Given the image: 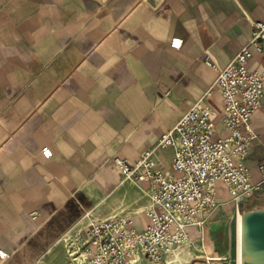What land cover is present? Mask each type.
Wrapping results in <instances>:
<instances>
[{"label": "crops", "instance_id": "obj_1", "mask_svg": "<svg viewBox=\"0 0 264 264\" xmlns=\"http://www.w3.org/2000/svg\"><path fill=\"white\" fill-rule=\"evenodd\" d=\"M255 22H264V0H0V264H76L65 236L92 220L127 215L145 229L149 185L125 182L115 158L156 146ZM251 66L263 69L264 55ZM206 101L223 131L219 90ZM253 125L248 165L259 181L264 104ZM173 155L157 151L166 168ZM218 190L222 205L189 229L171 264H234V204L223 182Z\"/></svg>", "mask_w": 264, "mask_h": 264}, {"label": "built area", "instance_id": "obj_2", "mask_svg": "<svg viewBox=\"0 0 264 264\" xmlns=\"http://www.w3.org/2000/svg\"><path fill=\"white\" fill-rule=\"evenodd\" d=\"M182 38L171 46L181 48ZM257 53L264 55V22H255L252 39L219 71L208 93L197 100L177 124L164 132L156 146L139 158L116 157L125 182L149 185V224L143 230L127 215L92 220L74 236H65L68 254L76 264H171L180 248L190 244L191 227H204L222 205L218 183L223 182L240 213L247 200L264 190V160L260 180L248 165L258 137L254 117L264 104V68H252ZM218 89L224 109L222 130L217 113L206 99ZM173 149L171 166L157 157L160 149ZM44 157L54 151L46 146ZM6 257V253L0 251Z\"/></svg>", "mask_w": 264, "mask_h": 264}, {"label": "water", "instance_id": "obj_3", "mask_svg": "<svg viewBox=\"0 0 264 264\" xmlns=\"http://www.w3.org/2000/svg\"><path fill=\"white\" fill-rule=\"evenodd\" d=\"M242 264H264V208L242 214Z\"/></svg>", "mask_w": 264, "mask_h": 264}, {"label": "rangeland", "instance_id": "obj_4", "mask_svg": "<svg viewBox=\"0 0 264 264\" xmlns=\"http://www.w3.org/2000/svg\"><path fill=\"white\" fill-rule=\"evenodd\" d=\"M255 208H264V190L259 192L258 194H256L251 199L247 200L244 204H242L240 207V213L237 212V209L235 206L233 207V210H234V212H233V215H234L233 226L235 227V225H236V231H237V219H238L239 215L240 214L242 215L245 211L253 210ZM233 263L239 264L237 257L234 259Z\"/></svg>", "mask_w": 264, "mask_h": 264}, {"label": "bare ground", "instance_id": "obj_5", "mask_svg": "<svg viewBox=\"0 0 264 264\" xmlns=\"http://www.w3.org/2000/svg\"><path fill=\"white\" fill-rule=\"evenodd\" d=\"M242 235H243L242 215L240 214L237 219V258L239 264H242V256H243Z\"/></svg>", "mask_w": 264, "mask_h": 264}, {"label": "snow or ice", "instance_id": "obj_6", "mask_svg": "<svg viewBox=\"0 0 264 264\" xmlns=\"http://www.w3.org/2000/svg\"><path fill=\"white\" fill-rule=\"evenodd\" d=\"M0 255H3L2 253H0Z\"/></svg>", "mask_w": 264, "mask_h": 264}]
</instances>
